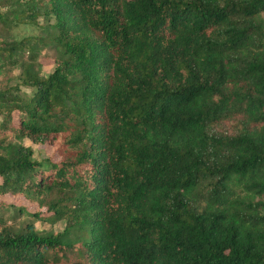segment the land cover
Instances as JSON below:
<instances>
[{
    "label": "trees",
    "instance_id": "trees-1",
    "mask_svg": "<svg viewBox=\"0 0 264 264\" xmlns=\"http://www.w3.org/2000/svg\"><path fill=\"white\" fill-rule=\"evenodd\" d=\"M263 12L0 0V264H264Z\"/></svg>",
    "mask_w": 264,
    "mask_h": 264
},
{
    "label": "rangeland",
    "instance_id": "rangeland-1",
    "mask_svg": "<svg viewBox=\"0 0 264 264\" xmlns=\"http://www.w3.org/2000/svg\"><path fill=\"white\" fill-rule=\"evenodd\" d=\"M262 17L264 19V12L262 13ZM41 20H39L40 22ZM42 53H44L45 56H41V54L39 55L38 59H36L37 64H39L40 66V72L42 74H46L48 72L51 71L52 67H53V61H51V59H49L50 56V52L46 53V50H43ZM17 74V70H12V72H8L7 74H5L4 72L0 71V79H2V76L5 75V77L3 79H6L11 82L14 81L15 75ZM24 143L25 145L31 146L33 149V155L35 159H40V158H44L46 156H49L51 154V148H49L48 146H35L27 141H21V143ZM1 200H3L6 203H11L13 205H20V206H25V208L28 211H43V207H39L36 203H27L21 196L19 195H7L1 198ZM4 217L6 218V223L7 224H11L14 225V222L10 217V213L8 211H4ZM27 217L23 214H19L17 215V217L15 218V220L17 222H22L23 220H25ZM35 227L38 230H61V228L63 227L62 223H56L54 225L50 224V222L48 221H42V220H37L34 221Z\"/></svg>",
    "mask_w": 264,
    "mask_h": 264
}]
</instances>
